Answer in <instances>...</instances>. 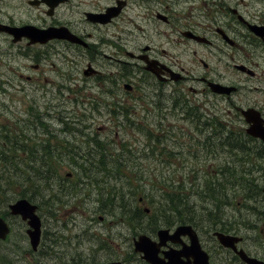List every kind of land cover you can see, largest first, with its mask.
Wrapping results in <instances>:
<instances>
[{"label": "flooded vegetation", "instance_id": "af4514ba", "mask_svg": "<svg viewBox=\"0 0 264 264\" xmlns=\"http://www.w3.org/2000/svg\"><path fill=\"white\" fill-rule=\"evenodd\" d=\"M25 24L63 26L82 43L66 38L14 41L8 27ZM0 25L9 45H16L28 60L23 67L31 73L25 79L50 84L40 86L44 91L70 89L71 62L78 59L80 91L97 87L102 93L94 109L107 116L99 127L112 131L124 145L142 140L143 146L176 147L184 126L196 134L199 117L212 116L213 102L220 100L224 114L244 132L245 109L257 112L264 126V0H0ZM184 98L192 107L191 121ZM3 215L10 230L0 239V264H21L22 254L39 264L53 253L45 238L35 250L27 241L21 251L25 222L9 211ZM15 223L21 226L17 231ZM200 242L210 263L247 264L232 250L216 256L204 235ZM188 244V236L182 235L167 240L162 250L181 251L180 261L191 264L194 257L184 251ZM251 245L244 239L238 247L264 261V251ZM133 254L147 264L133 249L125 258Z\"/></svg>", "mask_w": 264, "mask_h": 264}, {"label": "rangeland", "instance_id": "374dc122", "mask_svg": "<svg viewBox=\"0 0 264 264\" xmlns=\"http://www.w3.org/2000/svg\"><path fill=\"white\" fill-rule=\"evenodd\" d=\"M9 44L11 41L0 33V126L7 130L17 131L19 126L29 127L30 129L27 131L32 139L31 142L44 136L42 133L44 126L41 121H47L53 134L66 128L65 136L70 138L71 142L78 143L87 135L101 139L100 145L93 141L95 146L90 147L89 155L95 157L102 152L104 154L107 152L106 160L111 161L109 165L117 164L119 171V174L111 176L103 174L96 176V183L98 184L99 181L103 186L100 191L92 188L90 183L94 182L93 179L91 181L84 179L87 181V185L79 189V193L83 196L82 202L71 199L58 206L57 209L53 207L41 209L45 236L51 240L53 248L56 247L54 243L56 236L63 235L64 238L61 239L59 250L50 253L47 257L40 258L39 264H71L73 260L80 261L88 256H94L97 260L125 258L132 252L131 239L134 235L142 232L143 229L147 230L151 236L154 235L149 221L153 217L151 209L143 214L144 217L147 216L146 218L136 217L134 218L135 222L129 220L132 216L127 217L132 206L134 209H139V214L144 207H149L147 200L150 198L151 191L149 190L152 184H155L152 188H156L164 184L165 187H168L166 184L178 182L188 190L187 188L191 183H194V180H201L203 169L208 167L212 171L217 166V162L231 160L230 153L224 151L223 146L214 144L212 150L207 152L200 141H191V145H189L183 139L189 133L186 132L185 126L182 139L178 142L179 145L173 149L154 145L143 150L139 147L143 144V141L140 140L135 144L136 146H132L131 151L123 152L120 137L115 136L112 131H107L105 127H99L107 116V113L94 109L96 103L100 101L102 93L97 87L84 88L83 91H80L81 78L78 73V59L71 62V72L74 75L70 80V89L55 87L52 90L44 91L40 86L47 89L50 84L41 83L39 86L33 80H26L25 76L31 71L23 66L28 63V60L18 54L16 45L10 46ZM22 47L26 46L22 45ZM29 48L25 49L30 50ZM34 85H38L37 90ZM213 103L216 112L225 113L221 100ZM44 113H47L46 116L43 119L40 118ZM63 119L67 122L65 123ZM72 119L77 122L74 123L71 121ZM229 126L232 133L238 131L232 125ZM128 133L136 132L129 130ZM138 133L142 134L143 131ZM194 135L196 136V134ZM135 137L142 139V136L137 134ZM57 139L58 136H56V141L54 137H50L52 143L57 142ZM84 150L82 149L81 152ZM118 152L122 153L118 154ZM59 153L62 154L60 151ZM209 156L210 158H208ZM223 156H229V158L224 159ZM172 168H174L173 171H171ZM242 169L251 178L250 185L245 181L243 184L250 188L239 187L235 196L237 203L223 206L219 209L218 215L230 216L231 219L243 215L248 221L244 226L241 225L242 234L247 237V241L252 244L253 248L256 246L259 250L264 251V208L261 196L257 194L255 186L259 183L264 184V161L251 159L244 164ZM71 170V167H65L61 169V172L65 173ZM161 171H165L171 176H158L161 175ZM239 171L241 173V170ZM8 192L9 190L3 188L0 197L8 199L7 196H11V193ZM102 192H109L106 196L107 201L104 203L102 200L96 204L94 197L96 195L101 197ZM157 192V189L153 190V193ZM85 193L90 194L85 195ZM244 196L246 198H243ZM139 197H142L143 200L139 201ZM193 198L197 203L201 201L202 206L210 207V204L207 203V196L201 188L197 189ZM133 199H135V203ZM6 202L8 201L1 200L0 207L1 205L5 206ZM15 226L16 231L21 227L18 223H15ZM204 236L208 237V245L212 250L214 249L216 256L224 252V248L219 246L217 241H211L213 237L210 233L208 236ZM104 241L108 243L102 245ZM26 246L27 239L22 235L20 250L23 251ZM129 258L135 264H143L136 254ZM32 261H34L32 256L24 258L22 254L21 264H33Z\"/></svg>", "mask_w": 264, "mask_h": 264}, {"label": "trees", "instance_id": "16d2710c", "mask_svg": "<svg viewBox=\"0 0 264 264\" xmlns=\"http://www.w3.org/2000/svg\"><path fill=\"white\" fill-rule=\"evenodd\" d=\"M19 127L17 131L7 130L0 126V191L2 192L3 188L9 190L8 193H11V196H7V200L26 197L35 202L39 208L52 202L54 203L53 207L56 208L63 203L60 201L61 197L66 196V200H68L82 186L87 185V183L79 184L75 189L76 182H66L67 178L60 175L63 167H71L76 172H96L97 174L100 171L113 170L114 164L110 166L103 154H99L98 159L90 156L86 150L89 148L87 145L85 147L77 145L80 149H71L70 147L75 144L69 143V139L64 142L60 138L58 143H52L48 137L36 138L31 142L32 139L27 131L30 128ZM215 129L213 141L210 140V136H207L203 144L209 150H212L214 144L223 146L222 149L230 153L231 160L217 163L212 172L205 171L201 180H194V183H191L187 188L188 190L178 182L166 184L168 187H165L164 184L156 188H152L155 186L152 184L149 190L151 191L149 197L153 211L152 228L160 226L166 219L169 223L188 221L195 225H207L222 231L237 232L240 229L241 224L237 223L235 219L219 216V209L225 205L237 203L235 196L239 187L250 188L243 184L245 181L250 185L251 178L242 168L251 159H264V148L256 142L244 140L243 132L241 133L239 130L236 133L230 131L225 135L223 129L218 127ZM46 133L50 132L46 131ZM82 149L85 150L81 152ZM227 158L229 156L224 157V159ZM238 169L241 170V173ZM97 174L86 175L85 179H93L96 182ZM104 175L106 176V174ZM90 184L99 190L103 187L99 181L98 184ZM255 186L257 187L256 192L260 196V183ZM198 188H201L206 194L210 207L202 206L201 201L197 206L198 203L194 201L193 195ZM155 189L158 190L157 193H153ZM101 194L105 203L109 192ZM108 202L111 203V201ZM246 222H242V225L247 224Z\"/></svg>", "mask_w": 264, "mask_h": 264}, {"label": "water", "instance_id": "95a60500", "mask_svg": "<svg viewBox=\"0 0 264 264\" xmlns=\"http://www.w3.org/2000/svg\"><path fill=\"white\" fill-rule=\"evenodd\" d=\"M10 31L14 34V39H18L21 35H25L30 39V42L40 41L44 42L53 37H69L72 40L80 41L75 35L70 34L65 27L59 28H47V29H37L31 25H23L20 27L11 28ZM251 110L243 111L246 120L250 122V126L247 128L248 133L260 137L264 140V129L261 127V121L256 113H252ZM264 191V186L262 187ZM12 213L21 214L23 219H28L29 228L27 233L30 239V244L33 248L37 245L39 234H40V220L35 213V204H32L26 198L16 199L13 203L9 205ZM7 232V227L5 223L0 218V237H4ZM188 233L191 237V247L195 249V264H207L206 256L197 252L196 249H200L196 234L192 231L189 225H179L175 229L172 236H178L181 233ZM217 236L219 242L224 246L235 247V242L239 237L235 235L225 234L222 232H214ZM158 242L152 240L150 237L144 234L138 235L137 239H134V249L142 252V257L147 260L150 264H184L178 259V253H168V261H165L162 257L158 255L159 246L164 243L165 239L168 237L167 229L157 230ZM170 236V237H172ZM240 257L246 260L249 264H264V262L257 260L252 257H248L242 249L237 250ZM90 264H120L118 261H109L102 263H90Z\"/></svg>", "mask_w": 264, "mask_h": 264}, {"label": "bare ground", "instance_id": "6f19581e", "mask_svg": "<svg viewBox=\"0 0 264 264\" xmlns=\"http://www.w3.org/2000/svg\"><path fill=\"white\" fill-rule=\"evenodd\" d=\"M67 139H68L67 136H65V137L62 138V140H63L64 142H66ZM57 140L60 141V138H58ZM69 143L75 144V145H72V146L70 147L71 149H75V148L80 149V148L77 146V144H76L75 142H71V139H69Z\"/></svg>", "mask_w": 264, "mask_h": 264}]
</instances>
